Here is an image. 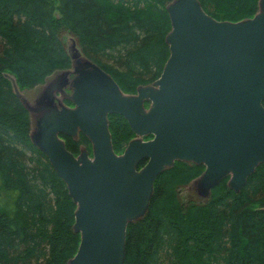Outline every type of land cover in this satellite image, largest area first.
I'll list each match as a JSON object with an SVG mask.
<instances>
[{
  "label": "trees",
  "instance_id": "1",
  "mask_svg": "<svg viewBox=\"0 0 264 264\" xmlns=\"http://www.w3.org/2000/svg\"><path fill=\"white\" fill-rule=\"evenodd\" d=\"M116 1L0 0V264H69L81 238L73 228L76 204L31 141L32 120L4 75L5 61L18 56L46 74L51 60L70 61L66 31L120 87L134 92L153 83L170 55L171 1L148 0L151 7L133 10ZM199 1L217 20L239 21L259 11V0ZM38 41L53 59L29 47ZM109 129L115 152L122 153L134 132L119 114L109 115ZM63 138L74 154L84 147L92 153L82 133ZM204 170L176 161L157 177L147 213L127 227L124 264H264V163L239 192L225 178L204 201L184 198L182 190Z\"/></svg>",
  "mask_w": 264,
  "mask_h": 264
},
{
  "label": "water",
  "instance_id": "2",
  "mask_svg": "<svg viewBox=\"0 0 264 264\" xmlns=\"http://www.w3.org/2000/svg\"><path fill=\"white\" fill-rule=\"evenodd\" d=\"M167 11L170 55L161 75L135 94L89 59L71 72L73 107L55 96L32 107L14 82L35 115L32 143L76 204L81 238L69 264H124L128 225L145 216L157 177L176 161L205 167L201 197L225 178L240 191L264 163V0L239 21L215 19L199 0H173ZM110 114L122 115L135 134L122 153L113 148ZM78 133L91 154L67 148L63 136Z\"/></svg>",
  "mask_w": 264,
  "mask_h": 264
},
{
  "label": "rangeland",
  "instance_id": "3",
  "mask_svg": "<svg viewBox=\"0 0 264 264\" xmlns=\"http://www.w3.org/2000/svg\"><path fill=\"white\" fill-rule=\"evenodd\" d=\"M169 1L172 2L173 0H169ZM115 4L116 6L122 8L123 10H133L136 8H143V7L149 8V6L151 7V3L148 0H118L116 1ZM158 9L160 10V7L154 8V10L157 13H160ZM62 37L66 44L67 52L70 56V61L66 63L63 61H59L57 59L54 60L53 56L49 55L50 53L48 51L49 50L48 47L44 45L42 41H38V43L36 44L29 43L30 48L39 49L45 52L47 55H49V57H52L51 59L53 60H51V68L46 74L40 75L39 73L33 70L32 66L24 63L18 56L16 57L12 56L15 58L5 61L7 62L4 67L5 72L14 80L18 88V91L21 93L23 99H25L28 102V104L32 107L40 106L41 104L44 103V101H48V99H50L52 96L57 97L58 98V100L56 99L57 101H61L63 104L64 103L66 104V102L63 101L62 95L59 92L60 87H62L63 85L62 83L65 80V78L62 77L68 73H71L72 70L74 69V66L77 64L79 60H86V59L91 60L81 52L78 43L76 41V38L73 35L65 31ZM23 66H25V68H27L26 70L27 71L29 70L30 72L28 71L29 73L25 74V70ZM121 89L126 94L136 93V91L133 92L130 90H126L123 87H121ZM29 114L34 127L35 115L32 114L31 112H29ZM33 127L31 129V132L33 131ZM84 149L87 148L84 147ZM198 178L199 176L195 178L188 187L182 190V195L184 198L194 197L196 195L200 196L197 188ZM228 182H229V178L226 180L227 185Z\"/></svg>",
  "mask_w": 264,
  "mask_h": 264
},
{
  "label": "flooded vegetation",
  "instance_id": "4",
  "mask_svg": "<svg viewBox=\"0 0 264 264\" xmlns=\"http://www.w3.org/2000/svg\"><path fill=\"white\" fill-rule=\"evenodd\" d=\"M73 77V73H68L66 74L65 76H63L62 78H65V83L63 82L62 84V87H60V94L62 95V99L63 101L66 102V106H69V107H73L74 104L71 102V100H69V98L67 97L70 93H71V88H70V81ZM119 84V83H118ZM109 118V116H108ZM80 135V133L77 134V136L75 138H77L78 136ZM83 149V148H82Z\"/></svg>",
  "mask_w": 264,
  "mask_h": 264
},
{
  "label": "bare ground",
  "instance_id": "5",
  "mask_svg": "<svg viewBox=\"0 0 264 264\" xmlns=\"http://www.w3.org/2000/svg\"><path fill=\"white\" fill-rule=\"evenodd\" d=\"M66 51H67V49H66ZM68 53V52H67ZM5 75V77L7 78V79H9L10 80V82H11V84H12V88H13V91H14V93H15V87H14V80L7 74V73H5L4 74ZM15 95H16V93H15ZM17 96V95H16ZM18 97V96H17ZM229 186V185H228ZM236 192V191H235ZM239 192V191H238ZM210 196V195H209ZM209 196H207V197H199L200 199H203L202 201H204V200H206Z\"/></svg>",
  "mask_w": 264,
  "mask_h": 264
}]
</instances>
